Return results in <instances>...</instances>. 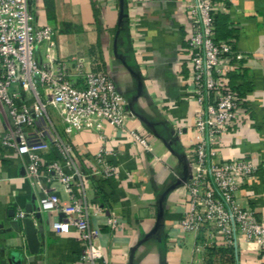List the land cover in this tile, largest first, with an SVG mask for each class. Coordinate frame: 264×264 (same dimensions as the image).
Returning <instances> with one entry per match:
<instances>
[{
  "label": "crops",
  "instance_id": "obj_1",
  "mask_svg": "<svg viewBox=\"0 0 264 264\" xmlns=\"http://www.w3.org/2000/svg\"><path fill=\"white\" fill-rule=\"evenodd\" d=\"M121 1L124 16L118 22ZM190 1L50 0V19L45 0H28L35 25H49L55 31L51 56L83 57L86 70L108 73L126 102L125 111L134 115L122 128L104 123L101 133L84 130L69 138L74 166L83 175L91 172L93 156L102 148L117 171L107 180L86 177L83 190L77 191L81 203L101 209L90 215V225L98 233L96 242L104 249V258L96 264H206L207 249L216 251L214 264H264V251L253 243L238 242L231 260L227 256L231 247L221 239H210L207 230L183 234L179 228L188 209L183 183L189 178L190 152L196 143V105L185 62ZM212 3L214 16L226 19L230 33L226 42L244 56L228 67L227 76H233V84L243 93L242 110L237 124L222 136L218 153L222 160H246L257 166L235 197L254 212L264 229V0ZM214 32L216 38L215 25ZM45 48L41 45L35 51L39 64L46 61ZM38 89L46 100L43 88ZM13 90L29 104V94L17 87ZM47 115L65 139L58 112L48 106ZM9 124L6 110L0 107V264H79L84 249L79 235L71 231L56 236L51 225L63 215L39 211L44 190L58 196L60 205L67 203L68 196L45 169L46 154L39 180L26 177L25 157L2 144ZM176 128L181 131L177 141ZM130 132L144 134L150 150L139 147ZM26 207L41 213L40 220L29 215L40 241L36 255L28 252L23 232L8 225L19 212L25 214ZM110 215L118 219L116 232L107 226ZM159 215L160 227L153 233Z\"/></svg>",
  "mask_w": 264,
  "mask_h": 264
},
{
  "label": "built area",
  "instance_id": "obj_2",
  "mask_svg": "<svg viewBox=\"0 0 264 264\" xmlns=\"http://www.w3.org/2000/svg\"><path fill=\"white\" fill-rule=\"evenodd\" d=\"M187 10L190 36L185 62L196 105V143L190 152L189 178L183 183L188 209L179 228L183 234L205 229L210 239H221L227 247L243 241L264 251L262 224L235 197L243 182L257 172V166L246 160H222L218 153L222 136L237 124L242 110L240 99L228 85V67L237 65L244 56L229 42L215 41L212 0H192ZM54 35L51 26L35 25L28 0H0V107L10 120L2 144L25 157L26 177L36 181L44 168L42 156L51 147L55 149L57 159L45 169L62 185L68 200L60 205L58 196L44 190L39 211H59L63 218L52 223L54 234L76 232L84 242L79 264H96L104 258V249L96 242L98 233L90 225V215L101 209L81 203L77 191L83 190L86 177L107 180L116 177L117 171L106 161L108 152L102 148L93 156L91 172L83 175L74 166L69 138L84 130L101 133L104 123L122 128L134 115L125 111L126 102L108 73L86 70L83 57L53 58ZM41 45L46 46V61L39 64L35 51ZM13 87L30 95L29 104L20 100ZM38 87L45 91L46 100ZM48 106L58 112L65 139L50 122ZM175 134L177 141L179 128ZM130 136L144 151L150 150L144 134L130 132ZM24 216L19 212L16 219ZM107 226L116 232L118 219L110 215Z\"/></svg>",
  "mask_w": 264,
  "mask_h": 264
},
{
  "label": "water",
  "instance_id": "obj_3",
  "mask_svg": "<svg viewBox=\"0 0 264 264\" xmlns=\"http://www.w3.org/2000/svg\"><path fill=\"white\" fill-rule=\"evenodd\" d=\"M123 3L121 1L120 3V13L118 16V22H121V19L123 18V9H122ZM168 149H171V144L168 143L167 145ZM185 171H188V167L183 168ZM187 179L184 180V182ZM183 182V181H182ZM32 214L34 219L40 220L41 218V213L39 211L33 212L32 208L26 207L25 208V216L24 218L18 220V219H13L11 220L8 225L10 228H12L15 232H23L24 234V239L26 241L27 249L28 252L31 255H36L39 251L40 248V241L38 239V231L37 228L35 227V221L33 218H29V215ZM11 217H14L11 215ZM160 215L158 216V222L153 230V233H156L157 229L160 227Z\"/></svg>",
  "mask_w": 264,
  "mask_h": 264
},
{
  "label": "trees",
  "instance_id": "obj_4",
  "mask_svg": "<svg viewBox=\"0 0 264 264\" xmlns=\"http://www.w3.org/2000/svg\"><path fill=\"white\" fill-rule=\"evenodd\" d=\"M50 0H45V4H46V10L48 13V17L50 19L53 18V11H52V7H51V2H49ZM220 21V27L219 26V22ZM214 25L216 26V38L215 41L216 42H226L227 38L229 37V31L226 28V19L225 18H221L220 20H218V17H216V15L214 16ZM233 66V65H232ZM228 73V72H227ZM233 76L231 75L230 77L227 76V81H228V85L230 87V89L232 91H234L235 95L241 99L243 96L242 91L240 90V88L237 86H235L233 84ZM47 158H48V163L56 160L57 159V153L55 151V149L53 147L50 148V151L46 154ZM207 249V248H206ZM207 254H208V261L206 264H214L213 262V257L215 256L216 251L214 249H207ZM233 248L231 247L229 250H227L228 255L227 256H231L230 259L233 260Z\"/></svg>",
  "mask_w": 264,
  "mask_h": 264
}]
</instances>
